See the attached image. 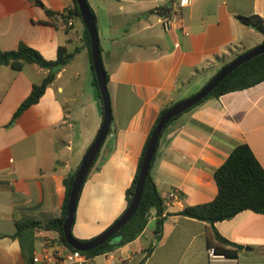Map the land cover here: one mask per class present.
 Masks as SVG:
<instances>
[{"label":"crops","instance_id":"1","mask_svg":"<svg viewBox=\"0 0 264 264\" xmlns=\"http://www.w3.org/2000/svg\"><path fill=\"white\" fill-rule=\"evenodd\" d=\"M174 1L88 0L110 76L113 122L80 193L72 228L78 240L99 236L126 211L127 190L161 110L194 95L225 62L264 43L263 33L238 20L253 15L264 19V0H192L180 16L174 15ZM73 4V0H0V50H16L25 43L55 60L60 46L80 49L40 101L13 123L19 106L49 70L27 64L16 71L0 64V264H28L20 240L14 237L16 221L24 218L39 223L35 253L47 241L53 250L67 251L60 233L46 225L61 217L65 178L79 168L103 122L85 25L78 18H72L71 26L63 20ZM170 4L168 16L174 25L167 31L165 16L157 9ZM127 9L136 11L138 33L149 34L136 39L134 57L124 56L114 37L126 30V24L114 22L118 16L114 13L122 15ZM251 35L256 41L248 45ZM240 143L251 147L264 168V82L206 100L168 126L151 174L164 201L173 190L181 197L164 205L160 240L152 210L136 240L92 258L90 264H210L208 249L217 244L212 228L178 213L215 199V171ZM215 229L241 246L237 259L222 264H264L263 213L243 211L216 223Z\"/></svg>","mask_w":264,"mask_h":264},{"label":"trees","instance_id":"2","mask_svg":"<svg viewBox=\"0 0 264 264\" xmlns=\"http://www.w3.org/2000/svg\"><path fill=\"white\" fill-rule=\"evenodd\" d=\"M73 3L74 4L72 9L68 10L66 13L63 14V20L67 23L69 19L78 18L82 23H84L77 1L73 0ZM39 4L42 5L41 2H39ZM171 4L157 9V12L162 16H168L172 10ZM48 13L51 16L56 15V13H53L51 11H48ZM238 20L245 26L254 28L255 30L264 34V19L262 17L258 15H253L248 17L238 16ZM84 39L88 49L89 58L92 66V56L90 50L91 39L86 27L84 32ZM79 51H80L79 48H77L74 51H70L67 46H60L58 49L57 58L55 60H48L44 58L40 54V52H38L36 49L28 46L25 43H21L16 50H12V51L0 50V64L5 66H10L12 69L16 71H21L27 64H36L44 69L49 70L48 75L45 77L42 83L39 85H35L30 95L27 97V99L19 106V108L17 109L16 113L13 116L11 123H13L16 119H18L25 110H27L28 108H30L31 106H33L34 104L40 101L42 96L45 94L47 88L56 79L57 74L67 64H69V62L75 57V55ZM231 61L225 62L222 65L221 69L227 64H229ZM106 76H107V82H109L110 76L107 71H106ZM262 82H264V54H261L260 56L248 61L247 63L243 64L235 71H233L213 90V92L205 100H203L201 103L194 106L193 108L199 106L200 104L204 103L206 100H209L211 98L218 99L225 94L246 90L254 86H257ZM93 86L96 89L98 98H100L99 85L96 80L94 71H93ZM174 104L166 106L161 110L155 124L152 127V130L147 139L138 166L137 174L133 180L132 185L127 190L128 206L131 203L134 196L136 184L141 172L142 163L151 136L162 116ZM193 108L189 109L187 112H189ZM101 109L103 114L102 105H101ZM180 116L174 118L169 122V124L163 130L160 140L164 132L168 128V126H170ZM111 131H112V127L110 129V132ZM158 147H159V143L157 146V150ZM100 154L101 151L98 154L91 169L89 170L87 178L92 172L96 163L98 162ZM155 157L156 154L154 156V160L151 165L149 175L146 179L143 196L139 208L135 213V215L112 239L107 241L105 244L88 252L81 251L84 255L90 258H94L104 253L114 251L115 249L136 240L146 229L152 210H156V215H157L156 229H155L157 235L156 240L157 242L160 240L163 232L165 209H164V200L151 174ZM77 171L78 169L75 172L70 173L65 178L64 184L66 188V195H65V201H64L61 217L49 222L46 225L47 228L58 231L61 235L62 241L70 249L73 248L70 245H68V243L66 242L63 232V223L65 220V213L68 206L69 195ZM214 177L218 186V194L215 197V199L211 202H207L204 204L187 206L180 213H178V215L194 218L206 222L212 228L213 235L217 241V244L212 246L215 248L217 254L224 255L227 259H237L238 250L241 248V246L232 243L227 239H225L224 237H222L220 233L215 229V224L218 222L230 220L234 218L237 214L247 210L264 214V168L257 159L251 147L247 143H240L234 147L233 151L231 152L227 160L224 162V164L215 171ZM15 225H16V232L14 234V237L20 240L23 255L27 263L28 264L32 262L35 263L34 232L38 228L39 223L24 218L16 221ZM81 242H86V241H81ZM150 251L151 249L147 251L148 255L150 254Z\"/></svg>","mask_w":264,"mask_h":264},{"label":"water","instance_id":"3","mask_svg":"<svg viewBox=\"0 0 264 264\" xmlns=\"http://www.w3.org/2000/svg\"><path fill=\"white\" fill-rule=\"evenodd\" d=\"M76 1L84 25L87 28L91 39L90 50L92 56V68L99 85V92H100L99 99L103 108V122L96 138L94 139L93 143L90 145L88 150L86 151L82 159V162L78 168L76 176L74 178L71 192L69 195L67 210L65 213L63 232L68 245H70L73 249L82 252H88L102 246L107 241L112 239L132 219V217L137 212L143 196L146 179L149 175V171L153 163L154 156L156 154V150L161 134L163 130L166 128V126L169 124V122L174 118L184 114L194 106L198 105L203 100H205L213 92V90L237 68L247 63L248 61L260 56L261 54H264V44L255 47L252 50L245 52L239 55L238 57H236L229 64H227L221 70H219L212 77V79L197 93L182 101L177 102L162 116L151 136L142 163L141 172L136 184L134 196L131 203L127 207L126 211L117 221H115L102 234H100L99 236L95 237L90 241L81 242L80 240L76 239L72 234V228L75 221V213L80 198V193L86 181L89 170L94 164L110 132L113 122V114H112L111 97L108 90L106 70L103 63L100 42H99V35L96 25V16L92 12L88 0H76Z\"/></svg>","mask_w":264,"mask_h":264},{"label":"built area","instance_id":"4","mask_svg":"<svg viewBox=\"0 0 264 264\" xmlns=\"http://www.w3.org/2000/svg\"><path fill=\"white\" fill-rule=\"evenodd\" d=\"M192 0H175L173 2L174 15L180 16L181 10L188 7ZM163 27L165 30H171L174 25V19L172 16H165L162 19ZM73 25L72 19L66 23V26ZM178 46V44H176ZM181 195L178 191L173 190L171 196L164 201V205L170 206L172 203L178 201ZM164 200V199H163ZM66 246V245H65ZM54 245L52 242H45L41 251L35 253V261H41L42 264H90L92 258L84 255L81 251L76 249H70L66 246L67 251L63 253L59 250H53ZM110 252L104 253L109 255ZM208 256L210 264H222L227 258L224 255L217 254L214 247H209Z\"/></svg>","mask_w":264,"mask_h":264},{"label":"rangeland","instance_id":"5","mask_svg":"<svg viewBox=\"0 0 264 264\" xmlns=\"http://www.w3.org/2000/svg\"><path fill=\"white\" fill-rule=\"evenodd\" d=\"M135 12H136L135 9L134 10L127 9L124 12H122V15L120 14V12H115L114 14H117L118 16L113 18L114 22L118 24H126V30L121 29L120 31L114 33V37L115 39L118 40V46L122 49V52H123L122 54L128 57H134L136 55V52H135L136 51V43H135L136 39H139L140 37L149 36L148 32H143L140 34L138 33L139 26L136 25ZM255 41H256V37L254 35H251L247 39L248 45L254 43ZM131 44H132V47H130ZM129 50H131L130 53H129ZM250 50L248 49L247 51H242V52L245 53Z\"/></svg>","mask_w":264,"mask_h":264}]
</instances>
